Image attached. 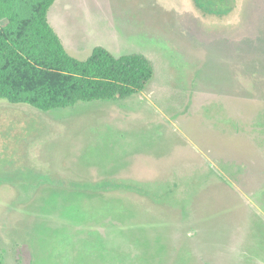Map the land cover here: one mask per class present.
<instances>
[{
  "label": "rangeland",
  "instance_id": "1",
  "mask_svg": "<svg viewBox=\"0 0 264 264\" xmlns=\"http://www.w3.org/2000/svg\"><path fill=\"white\" fill-rule=\"evenodd\" d=\"M48 17L72 55L139 52L155 75L50 111L0 99L2 264H264V0H56Z\"/></svg>",
  "mask_w": 264,
  "mask_h": 264
},
{
  "label": "trees",
  "instance_id": "2",
  "mask_svg": "<svg viewBox=\"0 0 264 264\" xmlns=\"http://www.w3.org/2000/svg\"><path fill=\"white\" fill-rule=\"evenodd\" d=\"M55 1L0 0V99L50 111L147 88L155 67L143 53L116 55L97 45L85 59L72 55L49 21Z\"/></svg>",
  "mask_w": 264,
  "mask_h": 264
}]
</instances>
